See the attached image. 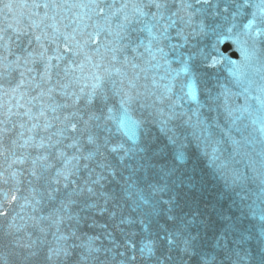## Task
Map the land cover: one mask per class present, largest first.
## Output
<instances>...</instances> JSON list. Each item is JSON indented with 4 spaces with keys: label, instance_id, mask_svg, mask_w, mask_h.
<instances>
[{
    "label": "water",
    "instance_id": "water-1",
    "mask_svg": "<svg viewBox=\"0 0 264 264\" xmlns=\"http://www.w3.org/2000/svg\"><path fill=\"white\" fill-rule=\"evenodd\" d=\"M162 8L149 33L136 22L151 19L138 9L157 11L147 0H0V47H12L0 51V264H81L63 240L89 200L113 211L115 225L141 220L154 236L170 220L168 239L186 242L189 264H264L253 255L264 245V0H165ZM188 20L209 36L200 55L213 79L197 72V55L171 60L174 81L158 90L130 79ZM99 47L110 59L103 70H95ZM125 113L138 125L134 141L121 127ZM14 133L30 176L4 158ZM45 180L69 192L60 195L62 224L50 215L32 230L11 217V201L43 196Z\"/></svg>",
    "mask_w": 264,
    "mask_h": 264
},
{
    "label": "snow or ice",
    "instance_id": "snow-or-ice-1",
    "mask_svg": "<svg viewBox=\"0 0 264 264\" xmlns=\"http://www.w3.org/2000/svg\"><path fill=\"white\" fill-rule=\"evenodd\" d=\"M148 4H154L156 7V12L155 13H146L144 12L142 9H138L137 10V14L139 17L143 18V17H148L149 15L151 16V19H144V20H137L136 22L138 23H143L144 28L143 31L149 32L151 33L152 28L155 27V25L152 23V21H156V23H159L158 20H156V17H161L163 16V4L165 3V0H147ZM129 23H132V21H129ZM94 87V91L96 92V97L99 99H103L104 97V89L103 86L101 84H96L93 86ZM190 94H191V89H190ZM121 123V127L123 130H125V135L128 137V139L130 140H135V134L138 128V125L131 121L128 117L127 114H124L123 119L120 121ZM73 130H75V125H73ZM95 143V140L89 136L88 138V144L89 145H93ZM113 151H115V149H113ZM89 193L92 192V189L88 190ZM169 243H171V241H169ZM151 252V248L148 245H145L143 248H141V252Z\"/></svg>",
    "mask_w": 264,
    "mask_h": 264
}]
</instances>
